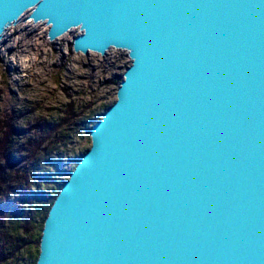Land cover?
I'll return each mask as SVG.
<instances>
[{
  "label": "water",
  "instance_id": "obj_1",
  "mask_svg": "<svg viewBox=\"0 0 264 264\" xmlns=\"http://www.w3.org/2000/svg\"><path fill=\"white\" fill-rule=\"evenodd\" d=\"M25 15L131 61L36 264H264V0H0V44Z\"/></svg>",
  "mask_w": 264,
  "mask_h": 264
},
{
  "label": "rangeland",
  "instance_id": "obj_2",
  "mask_svg": "<svg viewBox=\"0 0 264 264\" xmlns=\"http://www.w3.org/2000/svg\"><path fill=\"white\" fill-rule=\"evenodd\" d=\"M27 22L12 27L0 44V136L12 130L11 155L18 162L0 199L10 218L4 242L0 237L1 264H34L46 206L90 148V128L115 102L131 63L120 49L74 52L78 29L51 42L44 23ZM32 209L34 224L26 231L21 215Z\"/></svg>",
  "mask_w": 264,
  "mask_h": 264
},
{
  "label": "trees",
  "instance_id": "obj_3",
  "mask_svg": "<svg viewBox=\"0 0 264 264\" xmlns=\"http://www.w3.org/2000/svg\"><path fill=\"white\" fill-rule=\"evenodd\" d=\"M111 105L107 106L106 109H105V111ZM101 117L99 119H101ZM0 134H1V132H0ZM13 138H14V135H13L12 130H10L8 132H5L4 135H3V137L0 136V159H1V161H0V199H1V196L3 195V193H4L5 186L7 185L8 181H9V175H8L9 171L11 169H14L15 166L18 164L17 161H14L13 160L12 155H11V149H12V145H13ZM88 149L84 153H82L80 155L79 160L88 151ZM72 170H70V172ZM69 175H70V173L68 174V177L66 179H64V180H62V182H60V184H59V186L57 188L56 194L50 199V201L48 202V204L46 206L45 213H44V215L42 217V220L43 221H42V224H41V227L42 228H41V231H40V237L38 239V246H39V243H40V238H41V234H42V229H43V226H44V222H45V219H46V217L48 215L49 209L51 208V206H52V204H53L56 196L58 195V193H59L60 189L62 188V186L64 185L65 181L69 178ZM32 204H34V202ZM34 211H36V210L35 209H32L31 211H29V212L26 211V213H23V215H21L22 228H24L26 231L29 230L31 224L32 225L34 224V215H35V212ZM9 220H10V218H9L8 211L4 207L0 206V237L3 238V241L2 242H4V237L9 232L7 230V227L9 228V224H10L9 223ZM0 255H1V251H0ZM38 255H39V249H38ZM9 258L10 257H7V260ZM37 259H38V256L36 257V260L34 261V264H36ZM2 261H3V259L0 256V264L2 263Z\"/></svg>",
  "mask_w": 264,
  "mask_h": 264
},
{
  "label": "clouds",
  "instance_id": "obj_4",
  "mask_svg": "<svg viewBox=\"0 0 264 264\" xmlns=\"http://www.w3.org/2000/svg\"><path fill=\"white\" fill-rule=\"evenodd\" d=\"M31 8H33V10L35 11V7H31ZM36 13V12H35ZM27 23H33V21L31 20V19H29L28 20V22ZM37 27L39 26V25H36ZM8 27H10V25H8L7 26V28ZM79 28H81L82 30H83V32H84V34H86V29H85V27H84V25L83 24H80L79 26H78ZM76 28V27H75ZM73 29V28H72ZM71 30V29H70ZM66 34V33H65ZM117 46H115V45H113V46H111L110 48H113V49H115ZM122 48H124V49H126L130 54H131V59L133 60V65L135 64V59H134V57H133V55H132V50L131 49H129V48H127V47H122ZM89 50H92V49H89ZM99 52H101V51H99ZM102 53V52H101ZM96 53L95 52H93V55H95ZM81 55H82V53H81ZM80 57L79 56H74L73 57V60H76V59H79ZM132 65V66H133ZM128 79V77H127V75L126 76H124V80L126 81ZM117 99L119 100L120 99V96H119V94H118V96H117Z\"/></svg>",
  "mask_w": 264,
  "mask_h": 264
},
{
  "label": "bare ground",
  "instance_id": "obj_5",
  "mask_svg": "<svg viewBox=\"0 0 264 264\" xmlns=\"http://www.w3.org/2000/svg\"><path fill=\"white\" fill-rule=\"evenodd\" d=\"M26 15H27V14H26ZM26 15L24 16V18H22V20H21L20 22H22L23 20H24V21H25V20H26V21L29 20V19H25V18L27 17ZM41 23H44V22H41ZM33 24H35V23H33ZM44 24H45V23H44ZM45 25H46V24H45ZM14 27H15V26H14ZM74 29H77V28H74ZM74 29H73V30H74ZM60 38H61V37H60ZM58 39H59V38H58ZM58 39H57V40H58ZM57 40H55V41H57ZM55 41H54V42H55Z\"/></svg>",
  "mask_w": 264,
  "mask_h": 264
}]
</instances>
